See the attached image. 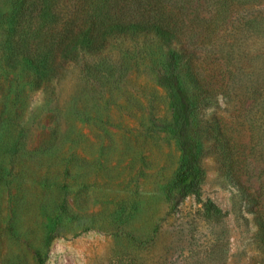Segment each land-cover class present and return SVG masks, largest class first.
<instances>
[{
	"label": "rangeland",
	"instance_id": "374dc122",
	"mask_svg": "<svg viewBox=\"0 0 264 264\" xmlns=\"http://www.w3.org/2000/svg\"><path fill=\"white\" fill-rule=\"evenodd\" d=\"M164 3L179 43L121 36L41 87L0 47V264H264V0ZM181 98L198 99L199 197L173 184Z\"/></svg>",
	"mask_w": 264,
	"mask_h": 264
},
{
	"label": "trees",
	"instance_id": "16d2710c",
	"mask_svg": "<svg viewBox=\"0 0 264 264\" xmlns=\"http://www.w3.org/2000/svg\"><path fill=\"white\" fill-rule=\"evenodd\" d=\"M164 5V0H11L2 19L1 58L7 67L32 77L41 87L56 77L66 62L83 52L96 57L112 39L121 36L136 38L151 33L168 45L177 44L179 19L167 13ZM172 56L177 59L181 83L197 93L202 89L197 65L189 57L182 61L183 55ZM197 104V98H181L176 103L183 153L173 184L183 193L199 197L205 170L202 135L192 128ZM206 210L222 212L211 199Z\"/></svg>",
	"mask_w": 264,
	"mask_h": 264
}]
</instances>
